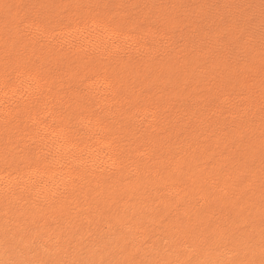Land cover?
<instances>
[{
    "label": "bare ground",
    "instance_id": "6f19581e",
    "mask_svg": "<svg viewBox=\"0 0 264 264\" xmlns=\"http://www.w3.org/2000/svg\"><path fill=\"white\" fill-rule=\"evenodd\" d=\"M0 264H264V0H0Z\"/></svg>",
    "mask_w": 264,
    "mask_h": 264
}]
</instances>
